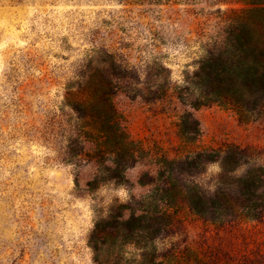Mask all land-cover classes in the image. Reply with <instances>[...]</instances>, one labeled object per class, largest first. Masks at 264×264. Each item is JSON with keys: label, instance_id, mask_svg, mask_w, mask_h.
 Returning a JSON list of instances; mask_svg holds the SVG:
<instances>
[{"label": "rangeland", "instance_id": "obj_1", "mask_svg": "<svg viewBox=\"0 0 264 264\" xmlns=\"http://www.w3.org/2000/svg\"><path fill=\"white\" fill-rule=\"evenodd\" d=\"M225 0H0V264H264V214L211 221L185 202L188 187L240 194L222 179L264 172V99L235 108L206 99L200 61L242 20ZM116 64L114 105L136 150L121 180L114 166L70 154L77 123L68 85ZM125 157V152L121 151ZM262 199L253 207L264 210ZM236 202V209H240ZM241 210V209H240ZM248 210V209H245ZM161 226L90 238L112 215ZM144 225V224H143Z\"/></svg>", "mask_w": 264, "mask_h": 264}, {"label": "trees", "instance_id": "obj_2", "mask_svg": "<svg viewBox=\"0 0 264 264\" xmlns=\"http://www.w3.org/2000/svg\"><path fill=\"white\" fill-rule=\"evenodd\" d=\"M225 1L245 6L240 10L242 20L206 48V57L200 61L201 84L207 100L235 108L247 104L258 105L264 99V0ZM117 75L116 64H111L108 70L99 66L84 72L77 86H67L65 105L74 111L77 120L68 138L70 154L76 158L85 156L89 152L88 145H91L100 164L107 161L115 167L111 177L119 181L123 178V172L130 167L128 161L134 158L136 150L124 131L122 119L113 102ZM121 151L125 152V157ZM225 154L220 159L222 179L227 181L234 178L239 184L240 194L224 190L206 195L190 186L184 194L185 202L197 215L211 221L232 216L261 218L264 210L253 205L256 204L255 198L263 197L259 191L264 172L257 169L244 177L230 176L236 171L232 166L236 160V149H228ZM236 202L240 203L241 210L236 209ZM157 219L145 213L139 217L132 213L127 218L124 212H119L112 215L107 227L96 225L90 238L96 259L101 260L100 244H106L110 238H113V242L117 241L122 229L127 231L122 241L130 243L137 226L152 229L153 225L159 224ZM160 227L151 230V237H155ZM152 264L161 263L153 260Z\"/></svg>", "mask_w": 264, "mask_h": 264}]
</instances>
